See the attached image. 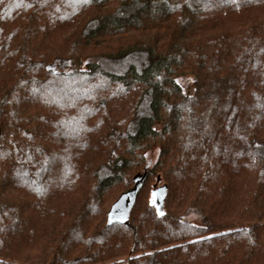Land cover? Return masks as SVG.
I'll use <instances>...</instances> for the list:
<instances>
[{
	"label": "trees",
	"instance_id": "1",
	"mask_svg": "<svg viewBox=\"0 0 264 264\" xmlns=\"http://www.w3.org/2000/svg\"><path fill=\"white\" fill-rule=\"evenodd\" d=\"M0 264H264V0H0Z\"/></svg>",
	"mask_w": 264,
	"mask_h": 264
},
{
	"label": "rangeland",
	"instance_id": "2",
	"mask_svg": "<svg viewBox=\"0 0 264 264\" xmlns=\"http://www.w3.org/2000/svg\"><path fill=\"white\" fill-rule=\"evenodd\" d=\"M61 68L68 70V69L71 68V66L64 64V65L61 66ZM182 83L185 86L186 91H192V89H193V81H191L189 78H185V79H182ZM155 157H156V151L153 150V151L149 152V156H148L149 163H152V161L155 159Z\"/></svg>",
	"mask_w": 264,
	"mask_h": 264
}]
</instances>
